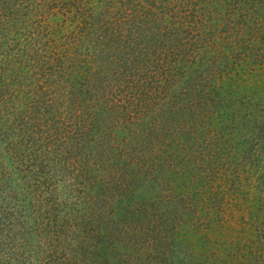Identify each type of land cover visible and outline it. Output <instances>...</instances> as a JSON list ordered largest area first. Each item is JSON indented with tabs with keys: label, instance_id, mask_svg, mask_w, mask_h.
Here are the masks:
<instances>
[{
	"label": "trees",
	"instance_id": "obj_1",
	"mask_svg": "<svg viewBox=\"0 0 264 264\" xmlns=\"http://www.w3.org/2000/svg\"><path fill=\"white\" fill-rule=\"evenodd\" d=\"M47 1L0 0V30L2 29L3 33H6L3 34V42L6 37V41L9 42L10 35L13 33V44L16 50L9 52L11 49L4 48L7 45H2L3 48H0L4 52L6 61H8L7 65L10 68L18 64L16 66V70L18 69L16 77H23L24 80L28 76L24 74L23 68L20 67L29 64L30 60L34 63H38L41 58H44V61L45 58L48 61H53L54 63H50L48 68L45 64L42 65L46 69H42L39 63L31 67L37 68L39 66V69L42 70L41 76L51 74V83L56 91L61 90L63 85L62 93L68 94L69 101L76 105V110L63 111L64 109H61V111L63 100L62 103L51 104L48 103L49 98L47 97L42 99L44 110L38 108L39 111H37L38 109L31 111L34 110V107L30 110L27 104H29L33 95H37L42 90L43 84L41 82L29 83L30 90L25 89L23 95H20L23 93L21 86L15 87L14 85L12 94L7 97L9 101H15V97L19 98L21 100V104L19 103L21 105L20 110L25 114L23 118H20L21 124L23 123L22 129L19 130L22 133L21 141L13 146L15 151L12 150L10 154L7 153L9 157L16 159L17 170L22 172L24 177L20 178L22 180L12 177L13 169L6 165L0 166L2 170L0 179L5 177L11 184L10 187H7L6 182L0 184V193L4 196V207L2 208L5 220L3 226H0L2 232L0 254L2 252L8 254L5 255L6 258L0 256V261L2 264H135L132 262L131 257L134 255V249L139 250V248L134 239L142 238L145 232L146 236L150 235L151 238L154 236V238L164 241L168 245H170V240L173 241L171 243L172 246L174 244L172 249L178 250V255L174 258H161L160 261L163 260L164 264H197V259L194 257L197 253L193 238L184 235L185 237L176 239L174 242V238L180 236L177 229L179 225L177 219L181 221L188 219L191 222L199 218L197 208L204 199L206 200L205 196L209 197L208 193H212L211 188L215 183H218L217 186H221L217 182L218 179L222 180L221 175L223 174L221 173L225 172V175H228L230 169L232 171L234 169L241 170L245 161L242 160L239 163L233 162L232 159L228 161L232 153L224 157V155L220 156L222 153L218 151L216 157L220 160L214 165L216 168L213 169L216 181L210 183L213 181L205 180L207 169L202 167V164L192 168L195 143L193 141L196 140L200 145L208 143V137L204 135L202 125L207 121L206 112L210 108L211 100L217 96L221 99H219L220 102L232 108V112H226V108L220 109L217 105L219 111L215 114L218 117L222 118L224 113L229 116H235L239 113L241 117L238 119L237 124L247 116L248 120H244L243 124L250 122L254 125V130H250L248 133L251 136L253 147H250L247 155L261 156V149H264V102L259 99V102H256L255 96L259 95V88L262 90L260 93H264V79H260L262 81L260 83L258 81V84L263 83V86L258 85L259 88H255L254 93L250 96L252 99L245 98L246 96L244 98L237 97V95L236 98H233V94L224 93L223 89L226 88L224 83L219 86L210 83L213 75L222 77V73L227 70L218 61L220 57L217 46L219 41L218 32L212 31L211 26H209V24L213 26L214 23L211 22L213 17L211 11H216V15L219 14V9L212 8L215 0H187L186 2L182 0L179 3L181 9L184 10L186 5V8L189 9L188 14H191L193 20H190L187 14L180 15V9L175 11L176 15H173V17L168 15L167 12L164 13L166 10L163 9L161 12L154 13V17L149 21L145 19L141 23L130 22L133 24L129 30V35L140 37L139 40L133 43H137V46L140 47L129 48L127 46V48L117 47L115 49L114 40H122L124 34L122 32L118 34V31L114 30L116 28L114 23L117 20V25H122V16L120 17L114 12L109 13V8L98 12L97 7L80 5L79 8L81 7L83 12L89 11L90 13H82L83 29L86 33H91L89 36H92V39L95 37L96 43H98L92 51L74 50L67 42H63L62 48L52 46V44L57 43L54 37L58 34L53 28L56 26L61 28L62 25V29L68 30L72 27V24L69 23L68 19L65 20V23H62V20L60 21L58 18H55L56 20L53 22L50 18V22L47 21V16H53L58 13L57 11H59L58 14H61L62 0ZM76 1L79 2V0ZM137 1L136 4H131V6L128 4L129 6L126 9L129 10L130 7H133L132 12L136 9L141 10L144 5L149 4L145 3L146 0ZM225 1L226 4L220 13H223L226 17L224 22H227V24H229L230 14H233L237 7L240 9L237 25L239 27L241 24L242 29L250 35L253 29L258 27V22L264 21V0ZM128 2L130 3V0ZM156 2L157 0H151L150 4L153 9H149V13L155 10ZM110 3V0H98L96 5L104 7L109 6ZM69 9L72 11L71 7ZM40 11L41 13H39ZM34 12H38V18H43L45 22H49V27L53 30L50 28V32H48L47 26L44 25L46 33L42 35L39 31L38 35H34V33L33 35H27L25 40L28 43L30 42L28 46L31 48H22L20 47L22 41L16 36L21 34V31L18 30L23 28L29 29L31 33L33 28H31V17L35 15ZM44 12L47 15L42 16L41 14ZM193 13L196 15L194 16ZM256 15L260 17L255 18ZM123 18L125 19V17ZM128 20L129 18L125 19L126 22ZM165 21L168 24H175L176 32L171 38L167 34V30L162 29L161 24ZM35 26L38 27V25ZM239 30L240 28H238V33ZM40 33L41 35H39ZM231 34L233 35V33ZM141 39H143L142 42H140ZM51 41L54 42L51 43ZM40 44L44 47L36 48ZM258 44L259 41L254 40L250 47L249 44H246L248 46L246 49L249 50L250 58L257 62L251 66V70H258V72H261L259 75L264 76L262 63L258 62L263 61L264 52H260L262 48ZM129 45L132 46V43ZM232 45H229L230 51L234 50ZM253 45L254 47H252ZM27 49H29V52L32 51V56ZM60 65H62V68H60L64 71L62 73L59 69ZM84 68L87 71L86 75L82 73ZM5 75L4 73L0 74V80ZM52 76L54 79H52ZM75 76H78V80ZM111 76H114L113 78L116 81L122 79L126 84L124 87L122 86L123 88L111 90L110 92L114 96L108 97L104 104L98 103V100L93 102L91 99L94 96H92L90 86H94L95 82L104 84L105 79ZM62 80L64 84H62ZM220 81L223 82V79H220ZM123 92L129 93L134 99H137L138 103L142 102L141 106L137 103L139 108L136 109L137 112L134 113L135 117H133L138 119V125L129 127L128 131H124V143L117 136H114V129L111 125L106 127L107 122L114 125L122 118V111H118V107L124 104H120L118 96ZM85 93L90 94L88 97L91 96L88 101H86L88 97H82ZM43 95L45 96V93ZM3 98L1 96L0 100H3ZM243 99L250 100L246 104ZM35 101H37V98ZM35 101L34 106H37L38 104ZM53 105L56 106L55 112L52 108ZM250 105L254 107V111H250L253 115L248 111L251 108ZM243 109L245 112H243ZM51 111H53L52 114ZM4 114L5 112H1L0 109V119L3 118ZM49 115V119L45 120ZM40 120H45L43 124L47 126L46 128L41 127L42 123H38ZM46 121H49L48 125ZM227 121L230 120L227 119ZM26 124L28 125L27 128H25ZM219 126H221L219 130H222L223 127L227 128L228 122H221ZM191 128H194L196 133L192 132ZM207 129L210 134L214 131L219 132L216 127L210 125ZM198 134L201 135L200 138H196ZM217 135L212 134V136L219 137ZM192 138L195 140L192 141ZM248 140L246 137V141ZM256 142L257 144L260 143V146L255 145ZM173 149L181 150L176 155L181 164V167L177 169L179 174L176 173V178H180L182 181L177 180L175 183L173 175L172 178L162 174L158 178L156 177L157 183L152 182L150 186L157 184L159 188L165 189L166 193L159 189L160 195L165 197L156 199V206L153 203L147 208V213L150 214L149 218L144 217L146 216L145 213L138 215L136 218H134V215L130 216V213L138 208L136 202L126 208L128 212L113 218L110 213L113 211L114 202L111 195H109V188H112L114 184L110 185L108 182H102L101 178L96 179V171L100 167H97L96 164L99 162L104 164L106 159L119 157L122 158L125 167L140 163L145 164L146 162H152L151 166L154 167L156 161L161 163L163 160L162 154L168 150L171 155ZM88 150L101 155V159L91 162L87 159L90 158V155H87ZM235 154L233 153V155ZM167 157H164L165 161L168 160ZM26 158L32 162V167L26 163H21L26 162ZM60 161H62V166L57 164ZM10 163L12 164V161ZM1 165L3 164L1 163ZM262 166L263 164H260L259 161L254 167V173L257 175L255 184L260 191L261 188L264 190V167ZM54 168L61 173L62 184L55 181L57 171L54 173ZM141 169L147 172L144 167H139L137 171L141 172ZM3 175L5 176L3 177ZM125 179L122 180L121 178L117 183L122 192L126 188ZM142 179V184H145L144 178ZM77 184L82 185L81 189L76 188ZM32 186L41 190L42 193L39 196H43V207L34 203L33 200L24 201L25 218L27 217L26 219L29 220L32 216L33 225L28 226L23 223V229L16 231L14 220L17 218V211L15 210L20 207V205H17L20 198L19 193L28 194ZM65 186L72 188V201H69V197L64 196L63 191L61 194L62 187ZM6 190H8L7 194H4ZM191 191L192 195L190 197L189 193ZM214 192L219 194L221 191ZM124 195L126 196V193ZM199 196H202L200 201ZM210 198L212 197L210 196ZM5 199H9L14 204L12 203L13 205L10 206L9 200ZM101 200L104 202L99 205ZM159 210H162V213ZM190 214L191 216H189ZM136 219H138L137 223L134 222ZM146 220L153 222L148 225L149 228L153 227L152 231L147 230ZM171 220H173V225L168 226V222ZM32 231L37 232L36 240L31 235ZM53 237L59 241L62 238V245L61 243L56 244L52 239ZM145 240L147 241V237ZM184 241H188L189 250L184 249ZM63 243L65 244L63 245ZM179 243L181 247L176 248ZM150 258L152 256L148 259ZM201 263L203 264L202 260L198 258V264Z\"/></svg>",
	"mask_w": 264,
	"mask_h": 264
},
{
	"label": "rangeland",
	"instance_id": "obj_2",
	"mask_svg": "<svg viewBox=\"0 0 264 264\" xmlns=\"http://www.w3.org/2000/svg\"><path fill=\"white\" fill-rule=\"evenodd\" d=\"M97 1L98 0H79V2H77L76 0H62V11L60 10L61 14H58L59 11H57L58 13H56L55 15L49 17L47 16V21L50 18L51 22H53L56 20L55 18H58V20L60 21L62 20V23H65V20L68 19L69 23L72 24V27L68 28V30L62 29V25L61 28H59V26L53 28L54 31H56V33L58 34H56L54 37L57 43L52 44V46L55 47L57 46L59 48L60 47L62 48V46L64 45L63 42H67L69 43L71 48H74V50L77 49L78 51H83V50L92 51L95 48V46L98 45V43H96L95 37L92 39L91 38L92 36H89L91 33H86L85 29H83L84 24H82L83 23L82 13H86V14H90V13L89 11L83 12V9H81V7L79 8L80 5L81 6L86 5L85 7H87V5L88 6L90 5L91 7H97L96 10L98 12H102L103 10L109 8V13L114 12L120 15V17L122 16L121 17L122 25H117V20H116L114 23V26L116 28H114V30L116 29V31H118V34L122 32V34H124L123 36L124 40L115 39L114 49L117 47L127 48V46L129 48L136 47L137 43L135 44L133 43L136 40H139L140 37H133L135 35H129L130 33L129 30L131 29L132 24L136 22L141 23L145 19L146 21H149L154 17V13L158 11L161 12V10L163 11V9L166 10L164 13L167 12L168 15H170L171 17H173V15H176L175 11L177 9H180V15L187 14L189 16V19L193 20L191 14H188L189 9L186 8V5L184 6V10L181 9L179 3L182 0H157L156 2L157 6H155L154 8L155 10H153L151 13H149V9H153L150 4L151 0H149L150 2L146 0L145 3H149V4L144 5L141 10L136 9L135 11L132 12L131 10H134L133 7L132 8L130 7L129 10L126 8H128L129 5L131 6V4H136L138 2L137 0L135 1L130 0V3L128 2V0H110L111 1L110 5L104 7L100 5L97 6L96 5ZM186 1L187 0H183V2ZM206 1H210V0H206ZM225 4H226L225 0H215V3L212 5V8L219 9V14L216 15L217 13L216 11L213 10L211 11L213 16L211 22L214 23L213 26L212 24H209V26H211L212 31L218 32L219 41L217 46L219 48L218 55H220L218 61L220 62V65L222 67H226L227 70H225L222 73V77H219L218 75L216 76L213 75L210 79V83L216 86H219L222 83H224L226 87L223 89L224 93L233 94L234 95L233 98H236V95L237 97L244 98V96H246L245 98H250L251 94L254 93L255 88L257 87L259 88V86L261 85L263 86V83H261L260 85L258 84V81L259 83L262 82L260 79H264V76H260L259 74L261 72H258V70L257 71L251 70L252 69L251 66L257 62L256 60L250 58V55L248 54L249 50L246 49V47H248L246 46V44H249L250 47V44L254 43V40H258L259 41L258 45L259 46L261 45L262 48L260 52H264V21L258 22L259 23L258 27L253 29L254 34L253 32H251L250 35L248 32L242 29L243 27H241V24L239 27L237 25L239 21L238 11L240 10L238 7L235 9L233 14H230L231 16L230 18H228L229 24H227V22H224L226 21L225 20L226 17L223 15V13H220V11L222 10ZM69 7L72 8V11H70L71 9L68 10ZM39 13H41V11ZM34 14H33L34 16L31 17V21H32L31 28L32 27L34 28L31 29L32 30L31 33L29 29L26 30L23 28L18 30L21 31V34H17L16 38H19L22 41L21 42L22 44H20V47L22 48L23 47L31 48L30 46H28L30 42L28 43L25 40L27 35L29 34L33 35V33L34 35H36L39 31L42 33V35L46 33V29H44L45 28L44 25L47 26L48 32H50V28H51L49 27L50 20L49 22L47 21L45 22L43 18H38L37 16L38 12H34ZM45 14L47 15L46 12H44L41 15L45 16ZM117 14L115 15L117 16ZM195 15L196 14H194V16ZM123 17H125V19L129 18V20L126 22ZM257 17L260 16L256 15L255 18ZM130 22L133 23L131 24ZM35 25H38V27ZM161 26L163 30H167V34L170 36V38L176 32L174 23L168 24L165 21L162 22ZM238 28H240L239 33L237 32ZM41 33L39 35H41ZM231 33H233V35ZM3 34L6 33H3L1 29L0 47H2V45H7L4 48L11 49V51L9 52H13V50H16L13 44L14 42L13 33L10 35L9 42L6 41L7 37L3 42ZM38 38L40 37L38 36ZM125 40L126 42H124ZM142 40L143 39H141L140 42H142ZM53 42L54 41H51V43ZM130 43H132V46L129 45ZM230 44H233L232 45V47L234 48L233 51H230L229 49ZM52 46L50 45V47ZM42 47H44L42 46V44L36 46V48H42ZM139 47L140 46H137L136 48ZM252 47H254V45ZM24 50L26 51V49ZM27 50L29 52V49ZM29 53H31L30 55L32 56V51H30ZM223 53H228V54L224 55ZM43 59L44 58H41L38 61L39 66L42 67V69H46L42 66L43 64H45L46 67L48 68L50 66V63L52 64L54 63L53 61L50 60L48 61L46 58L45 61ZM6 60L7 59L5 58V54L0 48V74L2 73L6 74L5 77L0 80V97L1 96L4 97L3 100H0V109L1 112H5L3 118L0 119V162L3 164L1 165L0 163V166L3 167L4 165H6L7 167L13 169L14 171L12 172V177L15 178L17 177L19 180H22L20 178H23L24 175L22 176L23 173L17 170L16 159L9 157L7 154V153L10 154L12 150L15 151V148L13 149V146L18 141H21L22 133L21 131L19 132V130L22 129L23 123L21 124L20 118H23L25 115L20 110L21 105H19V103L21 104L20 102L21 100H19V98L15 97V101L13 100L9 101L7 98L10 94H12L14 85L15 87L21 86V91L23 93L20 95H23L25 93V89L30 90L29 83L34 84L36 82L37 83L41 82L43 84L42 87L44 88L41 87L42 90L37 95L35 96L33 95L32 96L33 98H31L29 104H27L29 105L30 110L33 109L34 107V110L31 111H35L38 108L44 110V107L42 106V99L47 97L49 98L48 103L51 104L62 103L63 100L62 103L63 106L61 104V108H60V110L64 109L63 111H75L76 105L74 103L73 104L70 103L71 102L69 101L70 97L68 96L67 93L65 94L62 93L63 85L61 90H58L59 92L54 89V85L51 83V79H50L51 74H46L44 76H41L42 70L39 69L40 68L39 66L37 68L31 67L32 65L38 63H34L32 60H30L29 64L20 67L23 68L25 72L24 74H27L28 76V78L24 80L23 77H22L23 79L16 77L17 76L16 73L18 72V69L16 70L17 68L16 66H18V64H16V66L14 67L11 66L12 68H10V66L7 65L8 61ZM258 62L262 63L261 65L264 72V59L263 61H258ZM60 67L62 68V65L59 66L61 73L64 72ZM244 68L246 69L245 71ZM29 69L30 71H28ZM85 69L86 68H84V72L82 71V73L86 75L87 71H85ZM54 75L57 76L58 74H54ZM75 77L77 78L78 76ZM113 77L114 76H111L109 78L107 77L105 79L104 84L101 83L98 84L99 82H95L94 86L92 85L90 86L92 92L91 91L89 92H91L92 96H94L93 99H91V96L88 97L90 94L87 93L83 94L82 97H88L86 101L91 99L93 102H96L98 100V103L104 104L108 97L114 96V94L110 92L111 90L114 91L116 88L120 89L122 86L124 87V85L126 84L125 81H123L122 79L116 81V79H114ZM52 79H54L53 76ZM220 79H223V82L220 81ZM62 84H64L63 80H62ZM259 90L260 92H262L261 88H259ZM232 91H235L236 94H234L235 92L233 93ZM43 92L45 93V96L43 95L44 94ZM260 92H258L259 95L255 96L257 99L256 102L258 101V99L261 102H264V98H263L264 93H262L263 94L262 95ZM104 93L106 94V96ZM20 95L19 97H21ZM36 98L37 101H35ZM118 98L120 100V104L122 105L124 104L123 106L118 107V111L119 110L122 111V118H120V121L115 122L114 125L109 124L107 122L106 127L111 125L112 129H114L113 131L115 134L114 136H117L124 143L125 140L124 131H128L129 127L131 128L138 125L137 123L139 122L138 119L133 117H135L134 113L137 112L136 109L139 108V105L140 106L142 105V102L138 103L137 99H134V97L131 96L129 93L126 94V92L120 93V96H118ZM219 99L220 98L216 96V98L211 100L210 108L206 112L207 121L204 124L205 126L202 125L204 127L203 129L204 135L208 137V143H206L205 145H200L199 143L196 142L194 138H192V141L195 140L193 142L196 143V144L194 143V148H193L194 160L191 163L192 168H194L198 164L200 165L202 164L201 166L207 169L205 180L209 179L213 181L210 183H214L216 177L214 176L215 174L213 169L216 168V166L214 165L218 162V160H220V158L216 157V153H218V151L222 153L220 154V156L224 155V157L232 153V155L229 156L228 161L232 159L233 162L239 163L242 160H244L245 161V162L243 161L244 166L242 165L243 167H241L242 168L241 170L234 169V171H232L230 169L228 175H225V172L221 173L223 175L219 174L222 176V180L218 179L217 182H219L221 186H217L218 183H215L214 186L212 185L213 187L211 186L212 193H208L209 197L205 196L208 194L203 195L206 197V200L204 199L203 202L201 203L203 205L200 204L201 207L199 206V208H197L200 216L199 218L192 220L191 222L193 223L188 221V219L182 221L180 219H177V222L179 224L177 229L179 230L180 236H178V238L177 237L174 238V242L176 241V239L185 237L184 235H188L189 237L193 238L195 245L194 247L196 253L198 254V255L196 254L198 256L197 258L196 255L194 256L195 259H197V264H198V258L202 260L203 264H264V190L263 188H261V191L257 189L255 184V177L257 175H255L254 173L255 172L254 167L256 166L257 162L260 161V164H263L262 167H264V149H261V153H262L261 156L254 157L255 155L253 156L252 154L247 155L248 151L250 150V147L252 146V141L250 138L251 136L248 135V133L250 132V130L253 131L255 127L250 122H248V124H243L244 120L245 121L248 120L247 116L243 121H239V124H237L238 119H240L241 117L240 116L241 114L239 115V113L235 116L234 115L229 116L226 115V113H224L222 118L218 117L215 114L218 113L219 111L217 109L218 106L220 109L226 108L227 109L226 112H232L231 106L228 105L225 106L223 102H220L221 99L220 100ZM250 99H243V100L247 104L248 100ZM34 101L36 104H38L37 106H34ZM137 103L139 105H137ZM250 103L252 104V101ZM253 103L255 104L254 101ZM55 107H56L55 105L52 106L54 112L56 111ZM211 107L213 108L211 109ZM250 107L251 108H249L248 111L249 112L254 111L253 105H250ZM39 109L37 111H39ZM243 112H245L244 109ZM52 113L53 111H51V114ZM251 114L253 115V113ZM50 115L47 116L45 120L47 118L49 119ZM227 119H229L230 121H227ZM44 121L40 120L38 121V123L43 124ZM46 122H47L46 124L48 125L49 121ZM221 122L222 123L228 122L227 128L223 127L222 130H219L221 127L219 126V124H221ZM42 124H41L42 128L47 127L46 125L44 126V124L42 126ZM209 125L211 127H216L218 129L219 131L218 133L214 131L212 132V134H218L217 136H219L220 138L212 136V134H210V132L207 129ZM27 127L28 125L26 124L25 128ZM37 127L39 128L40 125ZM199 127L201 126L199 125ZM191 130L192 132H195L194 128H191ZM198 137L200 138L201 135L198 134L196 138ZM246 137L249 139L248 141H246ZM255 145L260 146V143L257 144L256 142ZM246 149L248 150L246 151ZM168 150L166 153L162 154L163 160L161 161V163L160 161H156L155 162L156 166L154 165V167L151 166L152 162L151 163L146 162L145 164L140 163L136 165H131L130 167L128 166L125 167L123 165L122 158L119 157L114 159L113 158L106 159L104 164H102L101 162L96 164L97 167L100 166L96 171L97 173L96 179L98 180L101 178L102 182H108L110 185L114 184L112 188H109V195H111V199L114 202L113 205L114 208L112 209L113 211L110 213L113 218H117L119 216H122L123 213L128 212L126 208L130 204L135 202L138 205V208H136V211L134 209L133 212L130 213V216L134 215V218H136L138 217V215H143L145 213L146 216L144 217L149 218L148 216H150V214L147 213L148 210L147 208H149L153 203L155 205L156 199L157 200L163 199L165 197L163 195H160L159 189L160 191L166 193L165 189L159 188L157 184L154 186H150L152 182L157 183L156 177L158 178V176L162 174L172 178L173 175L175 178L174 179L175 183L177 180L182 181V179L176 178V173L179 174V171H177V169L181 167V164L179 163V158H177L176 155L177 153L179 154L181 150L173 149L171 155L172 157L174 156V158L171 157L170 152L168 153ZM87 153L88 156L90 155L89 156L90 158H87L86 156L85 159L87 158L91 162H94L95 160L99 161L101 159V155L94 154L90 150H88ZM186 153L188 152L186 151ZM233 153L236 154L233 155ZM166 156H168L167 158L170 161L164 160V157L166 158ZM10 161H12V164L10 163ZM29 161L30 160L27 159L26 162H21V163H26L30 165V167H32L33 164L31 161L30 162ZM57 164H59V166H62V161H60ZM139 167L141 168L144 167L147 170V172L144 171V169H141V172L140 171L138 172L137 170L139 169ZM53 171L55 173L57 169L54 168ZM0 172H2L1 169ZM91 172H93V170H91ZM56 174L57 177L55 178V181L57 183L60 182L62 184L61 173L57 171ZM4 176L5 175H3V177ZM132 176H136V177L132 178ZM228 176L230 177L229 180H228ZM121 178L122 180L126 178L125 179L126 188L124 189L125 191L123 190V192L122 189H119L117 186V183L121 180ZM142 178H144L145 184H142L143 183ZM5 182L7 184V187H10L11 184L7 181L5 177L3 179H0L1 185L4 184ZM81 187H82L81 184L76 185V188L81 189ZM36 188L37 187L32 186L31 189H29L28 194L26 195L19 193L20 204L17 203V205L18 206L20 205V207H17V209L15 210L17 211V218L14 220L15 223L14 227L16 231H20L23 229V223H26V225L28 226L33 225V221L31 220L32 216H30L29 220L26 219L27 217L25 218L26 211L23 207L24 201L33 200L34 203L40 204V206L43 207V203H44L42 200L43 196H39V194H41L42 192L40 189H36ZM71 189L72 188H70L69 186L68 187L65 186L62 187L61 190V194L63 191L64 196H67V198L69 197V201L73 200L71 195L73 191H71ZM7 191L8 190H6L4 194H7ZM214 191H221V192L217 194ZM124 193H126V196L124 195ZM191 195H192V191L189 193L190 197ZM122 196H124V198H122ZM210 196L212 198H210ZM3 198L4 196L0 193V226H3V222H5L3 217L4 212L2 208L4 207ZM60 198L62 199V196ZM201 198L202 196L199 198V201L201 200ZM5 200H9V199H5ZM8 202L10 206L14 204L10 200ZM103 202L104 201L101 200L99 205ZM162 210L164 209L162 208ZM162 210H159V212L162 213L161 212ZM189 216H191V214ZM138 219H136V221L134 222L137 223ZM148 220H146L145 226H147V230L150 229V231H152L151 229L153 227L149 228L148 225H151V223L153 222L151 220L150 221ZM171 225H173V220L168 222V226ZM36 234H37L36 231L31 232V235L35 240H36ZM1 236H2V232L0 231V239ZM146 237H147V241L145 240ZM52 239L56 244L61 243L62 245V238L61 241H59L55 237H53ZM170 241H171L170 245H168L164 241H160L159 239L154 238V236H152V238L150 237V235L146 236V233L144 232L142 238L134 239V242L137 244L139 250L134 249L135 250V252L133 253L134 255H132L131 257L132 262L135 264H164L163 260L160 261L161 258L164 257L174 258L176 257V255H178L177 252L178 250H176L175 248L172 249L174 244L172 246L171 243H173V241L172 240ZM64 244L65 243H63V245ZM183 244H184V249L189 250L188 241H184ZM179 247H181L180 243L176 248ZM5 255L8 254L7 253L5 254V252H2L0 254V256H2L3 258H6ZM150 256H152V258L148 259ZM0 264H2L1 261Z\"/></svg>",
	"mask_w": 264,
	"mask_h": 264
}]
</instances>
